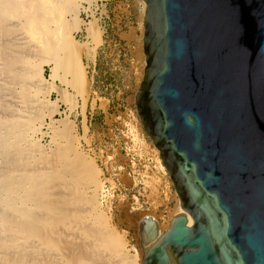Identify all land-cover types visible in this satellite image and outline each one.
<instances>
[{
	"label": "water",
	"instance_id": "1",
	"mask_svg": "<svg viewBox=\"0 0 264 264\" xmlns=\"http://www.w3.org/2000/svg\"><path fill=\"white\" fill-rule=\"evenodd\" d=\"M143 2L134 104L184 213L141 264H264V0Z\"/></svg>",
	"mask_w": 264,
	"mask_h": 264
},
{
	"label": "bare ground",
	"instance_id": "2",
	"mask_svg": "<svg viewBox=\"0 0 264 264\" xmlns=\"http://www.w3.org/2000/svg\"><path fill=\"white\" fill-rule=\"evenodd\" d=\"M139 2L145 10L143 0ZM77 3L0 0V264L142 262V250L129 255L124 234L98 211L94 195L101 186L98 172L77 150L71 123L53 121L58 128L49 124L54 128L56 148L48 155L33 139L44 123V107L38 98L47 81L42 76L43 65H52L50 80H55L59 71L65 72L69 78L63 83L78 96L85 94L81 55L68 34L70 27L81 22L77 14L83 7L79 9ZM88 32L93 43L85 56L94 61L100 38L94 24L89 23ZM143 61L145 67V57ZM154 149L159 169L168 176ZM181 213L178 201L174 216ZM145 218L156 222L159 235L172 219L167 216L168 220L160 223L146 216L141 221ZM187 223L192 224L189 216Z\"/></svg>",
	"mask_w": 264,
	"mask_h": 264
},
{
	"label": "rangeland",
	"instance_id": "3",
	"mask_svg": "<svg viewBox=\"0 0 264 264\" xmlns=\"http://www.w3.org/2000/svg\"><path fill=\"white\" fill-rule=\"evenodd\" d=\"M81 1L77 3L79 9L83 6L77 14L81 22L70 27L68 34L70 32L69 37L81 55L86 78L85 94L78 96L63 83L69 78L65 72L59 71L55 80L51 81L52 65H43L42 76L47 81L41 85L45 91L38 98L40 106L44 107V123L33 139L48 155L56 148L52 136L58 126L53 121L71 123V135L76 140L77 150L92 162L98 172L99 189L102 190L94 193L98 211L117 232L124 234L128 254L133 255L134 251L141 254L138 236L141 219L154 217L163 223L161 219L165 216H174L178 203L170 179L159 169L155 149L142 129L134 104L144 68L143 8L141 10L137 0H126L120 4L118 0H107V12L104 13L92 8L94 1ZM88 22L94 24L100 38L94 61L85 56L93 43ZM70 23L72 25L74 21ZM51 87L57 88L60 93ZM52 122L54 128L49 126ZM130 139L142 156L147 158L151 155L156 168L157 174L145 183L146 190L135 187L132 176L128 175L129 158L124 153V147ZM104 184L112 188L106 206L100 201ZM116 184H120L119 191ZM86 192L93 195L91 191Z\"/></svg>",
	"mask_w": 264,
	"mask_h": 264
},
{
	"label": "built area",
	"instance_id": "4",
	"mask_svg": "<svg viewBox=\"0 0 264 264\" xmlns=\"http://www.w3.org/2000/svg\"><path fill=\"white\" fill-rule=\"evenodd\" d=\"M107 0H96L92 4V8L95 11L99 12H107L106 11ZM83 7V6H82ZM138 147H134L132 140L125 144L124 153L129 158L128 159V175L132 176L133 184L135 187H140L142 190H146L147 186L145 183L151 178L156 172V168L153 160L151 159V155L147 158L142 156ZM115 186L113 187V189ZM103 193L101 198V203L106 206L108 204L109 196L111 195L112 188H108L105 184L103 186ZM116 190H120V184H116ZM114 191V190H113ZM168 220L167 216L161 219L163 223Z\"/></svg>",
	"mask_w": 264,
	"mask_h": 264
},
{
	"label": "crops",
	"instance_id": "5",
	"mask_svg": "<svg viewBox=\"0 0 264 264\" xmlns=\"http://www.w3.org/2000/svg\"><path fill=\"white\" fill-rule=\"evenodd\" d=\"M118 1H119V4H120V3H122V1H126V0H118ZM137 1L140 4L139 0H137ZM140 6H141V4H140ZM141 10H142V7H141ZM142 14H143V10H142Z\"/></svg>",
	"mask_w": 264,
	"mask_h": 264
}]
</instances>
